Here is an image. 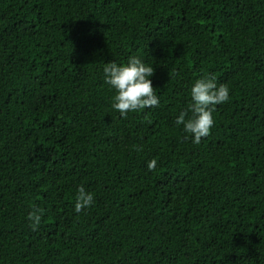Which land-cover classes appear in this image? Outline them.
<instances>
[{"label":"trees","instance_id":"obj_1","mask_svg":"<svg viewBox=\"0 0 264 264\" xmlns=\"http://www.w3.org/2000/svg\"><path fill=\"white\" fill-rule=\"evenodd\" d=\"M130 55L160 102L121 117L102 68ZM0 264H264V0H0Z\"/></svg>","mask_w":264,"mask_h":264},{"label":"clouds","instance_id":"obj_2","mask_svg":"<svg viewBox=\"0 0 264 264\" xmlns=\"http://www.w3.org/2000/svg\"><path fill=\"white\" fill-rule=\"evenodd\" d=\"M103 81L113 90L111 108L121 117L129 113L151 109L159 105V96L153 87L154 68L137 55H130L125 63L110 61L103 68ZM190 103L187 111H181L175 119L182 126L185 138L200 143L214 125L213 109L227 102L230 89L226 84L218 83L214 74H207L195 80L190 88ZM190 112V115H189ZM155 159L148 162L149 170L155 169ZM94 203V194L83 185L77 187L74 197V211L81 212ZM30 227L35 229L41 224L42 210L34 208L27 216Z\"/></svg>","mask_w":264,"mask_h":264}]
</instances>
